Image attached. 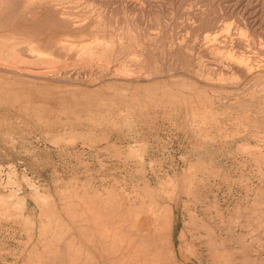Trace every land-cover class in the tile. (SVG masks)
I'll use <instances>...</instances> for the list:
<instances>
[{
	"label": "rangeland",
	"instance_id": "1",
	"mask_svg": "<svg viewBox=\"0 0 264 264\" xmlns=\"http://www.w3.org/2000/svg\"><path fill=\"white\" fill-rule=\"evenodd\" d=\"M68 1L93 54L2 62L0 264H264V0Z\"/></svg>",
	"mask_w": 264,
	"mask_h": 264
},
{
	"label": "bare ground",
	"instance_id": "2",
	"mask_svg": "<svg viewBox=\"0 0 264 264\" xmlns=\"http://www.w3.org/2000/svg\"><path fill=\"white\" fill-rule=\"evenodd\" d=\"M65 2L70 3L72 1H68V0L67 1H65V0H23L25 7H24V10L22 11V14L24 17H26L27 19H29L31 21H35L37 18L39 19L38 13L40 11H47L48 15L46 16L45 20L50 21L49 23L52 24L51 26L52 27L55 26V28H56L55 30H60L61 32L55 33V34H52V33L50 34V31H46V32L44 31V34H40L42 32L39 33L36 30L29 28L28 33H23V34L21 33V34H8L7 35L4 33H1L0 37H4L5 39L2 41L0 40V72H7V73H12V74L22 76L23 70H20L19 68L17 69L16 67L15 68L10 67L9 65L6 66L7 64H4L2 62L6 61L8 63L9 62L13 63V61H15V60L18 61L19 58L21 57L20 56L18 58V55H20V50H22V47H24V46H28L32 50V52L37 53V54H41L43 52V49L45 51L46 50L52 51L53 49H64L65 50V49H70V48H76L77 51H79L81 53L82 52L85 53L84 55L91 54V53L93 54V52L95 50H93V48H92L93 46L90 45V44H92L91 40H86L85 38H83V36L81 38H79L78 40H74L71 37H68L69 36L68 31L69 30H82L88 25H87V22L84 20L86 18H84V19H82L83 17L79 18V16L76 15L77 11L72 10L73 7L70 8L68 5H65ZM74 3H75V1H74ZM20 15H21V13H20ZM40 15H41V13H40ZM43 28L45 29V27H42V29ZM46 30H47V27H46ZM65 33H67V34H65ZM62 34L65 36H62ZM120 36H122V35H120ZM215 36L217 37V35H215ZM96 40H97V38H96ZM119 41H120V39H119ZM123 41H124V39H123ZM215 42H214V44H215ZM95 48H98V47H95ZM102 49H103V52L106 53L108 51L109 47L104 46ZM238 60H239V62L242 63V65L240 64L241 67L243 66L244 69L248 68V64H249L248 57L247 58L246 57L238 58ZM249 60H251V59H249ZM9 85H10L9 83H1L0 82V91H4V92L9 91V88H10ZM16 101H17V99H16ZM7 203H8V200L5 198V196L2 195L0 197V215L5 213L4 207L7 205ZM142 204H143V202H142ZM147 207H148V205H147ZM146 215H148V214H146ZM152 215H153V213H152ZM156 216H157V214H156Z\"/></svg>",
	"mask_w": 264,
	"mask_h": 264
}]
</instances>
